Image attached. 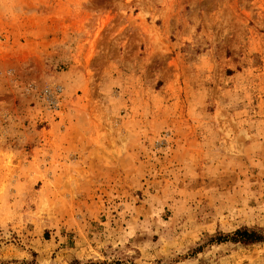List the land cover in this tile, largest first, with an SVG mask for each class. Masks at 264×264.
I'll return each mask as SVG.
<instances>
[{
  "label": "rangeland",
  "instance_id": "rangeland-1",
  "mask_svg": "<svg viewBox=\"0 0 264 264\" xmlns=\"http://www.w3.org/2000/svg\"><path fill=\"white\" fill-rule=\"evenodd\" d=\"M239 228L264 0H0V264H264Z\"/></svg>",
  "mask_w": 264,
  "mask_h": 264
},
{
  "label": "trees",
  "instance_id": "trees-1",
  "mask_svg": "<svg viewBox=\"0 0 264 264\" xmlns=\"http://www.w3.org/2000/svg\"><path fill=\"white\" fill-rule=\"evenodd\" d=\"M216 238L218 241L230 239L233 242H241L245 245H249L264 241V233L257 230H249L248 228H239L235 230L232 235L219 234Z\"/></svg>",
  "mask_w": 264,
  "mask_h": 264
}]
</instances>
